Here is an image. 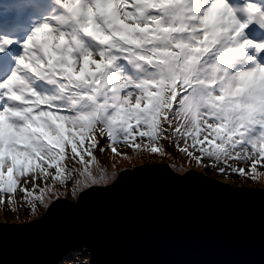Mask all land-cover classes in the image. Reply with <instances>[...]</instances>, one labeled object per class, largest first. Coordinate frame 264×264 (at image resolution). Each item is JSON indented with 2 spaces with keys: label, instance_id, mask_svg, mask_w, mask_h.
<instances>
[{
  "label": "snow or ice",
  "instance_id": "obj_1",
  "mask_svg": "<svg viewBox=\"0 0 264 264\" xmlns=\"http://www.w3.org/2000/svg\"><path fill=\"white\" fill-rule=\"evenodd\" d=\"M52 5L0 82V227H32L40 221L22 222L19 208L47 219L69 182L79 202L172 149L205 172L264 183V64L248 55L264 53V39L246 35L264 30L260 0ZM109 151L133 168L100 167ZM172 171L193 175L183 160Z\"/></svg>",
  "mask_w": 264,
  "mask_h": 264
},
{
  "label": "water",
  "instance_id": "obj_2",
  "mask_svg": "<svg viewBox=\"0 0 264 264\" xmlns=\"http://www.w3.org/2000/svg\"><path fill=\"white\" fill-rule=\"evenodd\" d=\"M149 165L79 202L60 197L47 219L21 216L32 227H0V264H59L77 249L88 264H264V187Z\"/></svg>",
  "mask_w": 264,
  "mask_h": 264
},
{
  "label": "rangeland",
  "instance_id": "obj_3",
  "mask_svg": "<svg viewBox=\"0 0 264 264\" xmlns=\"http://www.w3.org/2000/svg\"><path fill=\"white\" fill-rule=\"evenodd\" d=\"M231 2H232L234 5H243L244 2H245V0H231ZM11 3H13V1H11ZM33 3H34V0H28V5H27L26 3H24V7H23L22 9H18V7H19L20 4L15 5L12 11L8 8L10 12H13V11H16V12H15V14L13 15L11 21L8 20V19L3 18V19L1 20V21H3V22L0 23V27L3 26V25L5 24V22H6V23L10 22V25H9L8 27H9L10 30L12 31V30H14V29H16V28H20V27L25 26V25H26L25 18H26V19L28 18V20H29V19H30V18H29L30 16H31V18H33L34 16H35V17H41V16L43 17L45 14L34 15L35 9L32 8V4H33ZM260 3H261V0H260ZM9 7H10V6H9ZM52 7H53V6H52ZM23 13H24L25 15H24ZM5 17H7V16H5ZM30 20H31V19H30ZM41 20H42V19H39V20H37L36 22L31 23L32 25H34V26H32V28H35L36 26H38V24L40 23ZM21 33L24 34L23 31H21ZM29 34H32V32H30ZM246 35H247V38H251V39H253V40H261V39H264V30L260 29V28L257 26L256 23H253V24L250 26V28L246 30ZM24 37H25V39H23V40H21V41H19L20 38H22V35H21V34L15 36L14 38H11V40L15 41L12 45H15V44H17V43H20V42H22V41H26V40L28 39V36H24ZM5 50L7 51V48H5ZM248 55H249L250 57H256V58H257L262 64H264V53H259V54H257L256 50L253 49V50H249ZM125 152H126V154H130V150H125ZM160 159H161V160H160ZM169 159H170V158H167V157H165V158H161V157L157 156V158H156L155 160H150V161L169 162ZM97 160L100 161V167H104L105 164H107V166H108V168H109V171L114 170V169H113V166H114V165L118 166L119 171H120V169L131 168V167H133V165H130V164H128L127 162H121L119 158H114V157H113V154H112L110 151L107 153L106 156H100V155L98 154V155H97ZM171 161L175 162V164H178V162L180 163V159H179L178 157H171ZM137 165H138V164H137ZM67 166H68L69 168H72V167H77V168H79V167H80L79 164H75V165H74V164H72V163H68ZM135 166H136V165H135ZM258 167H259V166H258ZM191 169H195V170H198V171H201V172H202V170H200V169H202V168L199 169V167H198V168H196V167H192ZM191 169H187V170H191ZM259 170H260V169H259ZM261 171H264V169H261ZM203 173H204V172H203ZM205 174H206V173H205ZM234 180H235V181H240V182L249 183V184H253V185H257V186H262V187H264V183H261V182H253L252 180H244V179H238V180H237V179H235V178H234ZM48 185H49V187L52 186V182H51V180H49ZM40 187H44L43 182H41ZM57 187H58V185H57ZM72 187H73V184H72L71 182H69L68 185H67V191H68V195H67V196H72V195H71V189H72ZM28 188L31 189V188H32V185L29 184V185H28ZM61 191H63V189H61ZM67 196H61V197H67ZM22 201H23V199H22ZM3 209H4L3 205L0 204V217H5V215L3 214ZM18 212H19V215H20V216H25V213H23V212H21V211H19V210H18ZM42 212H43V211H42ZM42 212L40 213V215L42 214ZM9 216H10V217H15V216H13V215H9ZM26 216H32V215L29 214V215H26ZM84 252L86 253V256H87L88 259H89V254H88V252H87L86 250H85ZM86 264H88V261L86 262Z\"/></svg>",
  "mask_w": 264,
  "mask_h": 264
},
{
  "label": "trees",
  "instance_id": "obj_4",
  "mask_svg": "<svg viewBox=\"0 0 264 264\" xmlns=\"http://www.w3.org/2000/svg\"><path fill=\"white\" fill-rule=\"evenodd\" d=\"M171 152V157H178L180 159V163L178 162V164H175V162L171 161V158L169 159V164L171 165L172 168L174 167H179L180 164H181V160H183V166L185 169H191L192 167H196L198 168L197 166H195L194 164L192 165H189L187 159H185L182 155H180L178 152L175 151V149H172L170 150ZM161 160V159H160ZM149 162H157V161H149ZM159 162V161H158ZM168 163V162H166ZM142 164V163H141ZM141 164H138V165H141ZM259 168V167H258ZM200 169V168H199ZM261 169H264V168H260ZM202 170V172L206 173L207 175H210V176H213V177H216V178H219V179H222L224 181H228V180H231V183H232V180H234V178H229L227 176L225 177H221L219 175H216L214 173H209V172H205L203 169H200ZM238 180V179H237ZM235 182V181H234ZM236 185H243V183H240V182H237L235 183ZM246 185V184H244ZM30 189V188H29ZM31 190V189H30ZM23 193L21 191L18 190L16 196H15V199L17 201H22L23 199ZM69 198V197H68ZM3 205V204H2ZM4 207V205H3ZM8 207L9 209H11V204L10 202L8 203ZM26 207V206H25ZM25 207H21L19 208L18 210L25 213V216L26 215H29V212L25 210ZM42 212V211H41ZM43 213V212H42ZM3 214H4V209H3ZM9 220L10 219V216L7 217ZM12 221V219H11ZM11 221H8V222H11ZM85 249H77V250H73L71 252H69L68 254H66L62 259H61V262L59 264H86V262L88 261V257L86 256V253L84 252Z\"/></svg>",
  "mask_w": 264,
  "mask_h": 264
},
{
  "label": "bare ground",
  "instance_id": "obj_5",
  "mask_svg": "<svg viewBox=\"0 0 264 264\" xmlns=\"http://www.w3.org/2000/svg\"><path fill=\"white\" fill-rule=\"evenodd\" d=\"M8 71H9V69H8Z\"/></svg>",
  "mask_w": 264,
  "mask_h": 264
}]
</instances>
